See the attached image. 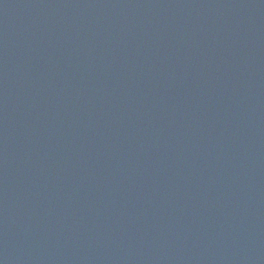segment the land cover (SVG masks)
<instances>
[{"label":"water","instance_id":"95a60500","mask_svg":"<svg viewBox=\"0 0 264 264\" xmlns=\"http://www.w3.org/2000/svg\"><path fill=\"white\" fill-rule=\"evenodd\" d=\"M0 264H264V0H0Z\"/></svg>","mask_w":264,"mask_h":264}]
</instances>
